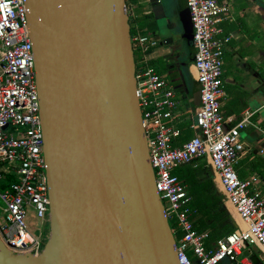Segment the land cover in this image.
<instances>
[{"label": "water", "instance_id": "95a60500", "mask_svg": "<svg viewBox=\"0 0 264 264\" xmlns=\"http://www.w3.org/2000/svg\"><path fill=\"white\" fill-rule=\"evenodd\" d=\"M26 7L49 237L38 254L16 253L0 237V264H181L150 161L127 0H26ZM180 19L195 50L187 0ZM192 95L199 104L200 84Z\"/></svg>", "mask_w": 264, "mask_h": 264}, {"label": "built area", "instance_id": "2783aa9c", "mask_svg": "<svg viewBox=\"0 0 264 264\" xmlns=\"http://www.w3.org/2000/svg\"><path fill=\"white\" fill-rule=\"evenodd\" d=\"M193 23L195 55L193 67L201 86L195 109L194 135L179 143L181 129L175 124L178 100L173 85L149 62V51L157 45L148 34H131L133 49L143 55L136 63L137 93L148 138L156 189L169 220L176 222L181 264H252L250 247L260 250L264 262V195L253 178L239 175L237 166L247 147L241 131L253 125V112L226 116L224 54L232 35L219 38V23L230 3L218 0H187ZM26 0H0V197L5 207L0 218V237L16 253H40L42 233L31 230L29 216L45 225L49 214L47 163L35 55L27 24ZM205 160L213 179L244 226L206 245L207 234L192 221V196L174 170ZM249 253L242 256L243 252ZM227 261V263H225Z\"/></svg>", "mask_w": 264, "mask_h": 264}, {"label": "crops", "instance_id": "0c3cea01", "mask_svg": "<svg viewBox=\"0 0 264 264\" xmlns=\"http://www.w3.org/2000/svg\"><path fill=\"white\" fill-rule=\"evenodd\" d=\"M170 1H172L171 5L175 7V12L180 16V1L185 2V0ZM218 1L230 3L229 10L222 15L223 20L219 23L221 31L217 36L222 38L232 35V39L225 48L224 82L234 85V97L238 100L237 107L228 109L225 107L226 102L223 101L222 111L226 116L235 117L241 116L246 111L254 113L252 116L253 125L241 131V139L248 150L240 160L237 170L241 177L255 179L256 188L264 195V0ZM165 2L166 0H127V6L130 19L134 20V33L148 34L157 41V45L149 51V62L155 60L156 67L150 64L174 87L178 100L175 124L182 131L179 139V143L182 144L194 135L191 125L195 122V109L199 105L192 95V90L197 85L195 83L197 82L196 70L192 62L195 50L190 48L189 54L181 57L182 52L173 47V41L170 38L161 39L155 34L153 28L158 26L157 20L163 18L168 11V5ZM141 17L145 19L143 23L139 20ZM182 37L188 42L189 39L185 33L182 34ZM174 52H177L176 56ZM141 59H143V55L140 53L139 61ZM182 59L187 60L186 70L188 75H191L190 85L182 71L179 72L177 67L175 68V65H178L179 60ZM227 61L229 65L232 63L237 67L236 71L232 70L234 76L227 73ZM176 62L178 64H175ZM256 62L263 65L262 69L253 65ZM159 65L162 67L163 73L159 71ZM178 72L179 75H175ZM184 92L188 95L190 105L183 102L182 93ZM227 94L226 89V96ZM219 191L221 190L219 189ZM228 210L235 221L244 226L235 210L232 207Z\"/></svg>", "mask_w": 264, "mask_h": 264}, {"label": "trees", "instance_id": "16d2710c", "mask_svg": "<svg viewBox=\"0 0 264 264\" xmlns=\"http://www.w3.org/2000/svg\"><path fill=\"white\" fill-rule=\"evenodd\" d=\"M130 23L132 34L135 31L134 20L130 19ZM139 58L140 53L135 52L136 63ZM150 63L155 66V60H151ZM174 174L188 186L192 196V221L195 228L199 232L207 234L206 245L208 247H215L219 239L231 234L237 226L233 223L232 215L224 204V195L214 182L211 167L205 160H199L177 167ZM170 223L175 236L179 238L181 233L176 222L172 220ZM247 253L249 252H243L242 256ZM260 253L257 247H250V259L253 264H264Z\"/></svg>", "mask_w": 264, "mask_h": 264}, {"label": "rangeland", "instance_id": "374dc122", "mask_svg": "<svg viewBox=\"0 0 264 264\" xmlns=\"http://www.w3.org/2000/svg\"><path fill=\"white\" fill-rule=\"evenodd\" d=\"M172 1H168L166 0L165 4L168 5V11L166 12L167 14L162 18H159L157 20V25L158 26H154L153 30L155 32V34L159 37H161V39L164 38H170L173 42L172 45L173 47L177 48L180 52H182V56L181 57H185L187 56V54H189V50L191 48V46L188 44L187 40L185 38L182 37V34L187 33V31L185 30V26L183 25L180 16L175 12V7L171 5ZM141 21V23H143L145 21L144 17H141V19H139ZM188 30V29H187ZM231 60V59H230ZM232 62V60H231ZM139 64V61L137 62ZM253 65H255L256 67H258L259 69H262L263 65L260 63H253ZM159 71L162 72V67H160V65L158 66ZM243 70H245L244 68H241ZM227 73L234 76V74L232 73L234 71L237 70V67H235L234 65H229L228 61H227ZM163 73V72H162ZM191 76V75H190ZM171 77V75H170ZM250 74H249V79H250ZM246 79L248 78L245 77ZM191 79V78H190ZM197 85H199L197 82H195ZM226 89L228 91L227 96L222 100L226 102L225 107L226 109L228 108H235L237 107V103L238 100L236 97H234V93L233 90L235 89L233 86V84H225ZM181 95V94H180ZM183 96V102L190 105L189 99H188V95L186 92L182 93ZM181 102V103H183ZM2 186L0 184V190H2ZM4 207L5 204L2 200V198L0 197V218L2 217L3 213H4ZM229 211V210H228ZM29 221H31V230L32 232L36 235V236H40V234L42 233V237H43V247L49 237V218L46 221L45 225H40L36 222L35 218H33L31 215L29 216ZM172 220H170L171 222ZM177 238V237H176ZM225 263H227V261H225Z\"/></svg>", "mask_w": 264, "mask_h": 264}, {"label": "flooded vegetation", "instance_id": "af4514ba", "mask_svg": "<svg viewBox=\"0 0 264 264\" xmlns=\"http://www.w3.org/2000/svg\"><path fill=\"white\" fill-rule=\"evenodd\" d=\"M174 53H175L174 55L176 56L177 55V52H174ZM224 58H225V54H224ZM175 64H178V63L176 62ZM186 64H187V60H184V59L179 60V64L178 65H175V68L177 67V69H178L177 71H179V72L182 71V73H183V75H184L187 83L190 85L191 84V79H190V76L187 73V70H186L187 69L186 68L187 65ZM179 72H178V74H175V75H179Z\"/></svg>", "mask_w": 264, "mask_h": 264}, {"label": "bare ground", "instance_id": "6f19581e", "mask_svg": "<svg viewBox=\"0 0 264 264\" xmlns=\"http://www.w3.org/2000/svg\"><path fill=\"white\" fill-rule=\"evenodd\" d=\"M241 220V219H240ZM243 223V222H242ZM244 224V223H243ZM241 225V224H240Z\"/></svg>", "mask_w": 264, "mask_h": 264}]
</instances>
